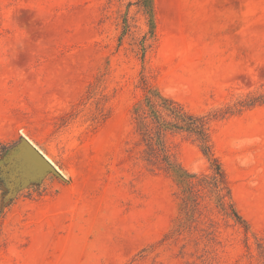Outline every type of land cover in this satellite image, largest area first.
<instances>
[{
    "label": "rangeland",
    "instance_id": "obj_1",
    "mask_svg": "<svg viewBox=\"0 0 264 264\" xmlns=\"http://www.w3.org/2000/svg\"><path fill=\"white\" fill-rule=\"evenodd\" d=\"M153 92L213 116V156L186 131L165 143L198 177L217 158L248 230L197 186L179 231L183 187L134 118ZM0 163V264H264V0H0Z\"/></svg>",
    "mask_w": 264,
    "mask_h": 264
},
{
    "label": "trees",
    "instance_id": "obj_2",
    "mask_svg": "<svg viewBox=\"0 0 264 264\" xmlns=\"http://www.w3.org/2000/svg\"><path fill=\"white\" fill-rule=\"evenodd\" d=\"M145 2L149 3V0H145ZM134 113L137 130L146 144L144 160L146 162H160L167 170L175 171L179 184L183 187L184 208L189 217L180 224L179 231L187 226L189 220L193 221L190 212H194L198 205L200 189L197 186L210 187L217 195L219 210L226 217L233 219L236 224L248 230L249 224L235 207L229 181L217 158H212L214 162L213 173L198 177L195 173L188 172L174 163L175 161L171 158L165 143L166 130L186 131L197 137L205 154L213 156L207 131L213 116L196 115L173 99L162 96L159 92H153L152 95L137 103ZM9 173L8 163H0V216L7 204L12 201V197L10 195L5 196L7 192H3V186Z\"/></svg>",
    "mask_w": 264,
    "mask_h": 264
},
{
    "label": "bare ground",
    "instance_id": "obj_3",
    "mask_svg": "<svg viewBox=\"0 0 264 264\" xmlns=\"http://www.w3.org/2000/svg\"><path fill=\"white\" fill-rule=\"evenodd\" d=\"M53 36H54V29H53V27H50V26H47V28L46 27H43V34L41 36V39L38 42H36V43L26 44V45H28L29 47H31L30 49H32V47L34 45H37V47H43V46L48 45V44L51 43V41L53 39ZM13 52H14L13 54L11 53L10 62L15 65V64H17L19 62V60L21 58V54L24 51L22 49L17 48L16 50L14 49ZM46 157L49 160H51L50 157H48V156H46Z\"/></svg>",
    "mask_w": 264,
    "mask_h": 264
},
{
    "label": "water",
    "instance_id": "obj_4",
    "mask_svg": "<svg viewBox=\"0 0 264 264\" xmlns=\"http://www.w3.org/2000/svg\"><path fill=\"white\" fill-rule=\"evenodd\" d=\"M28 145V154L31 156V158L38 164H44L49 168H55L54 164L49 161L46 156L38 150L33 144L30 142H27Z\"/></svg>",
    "mask_w": 264,
    "mask_h": 264
}]
</instances>
